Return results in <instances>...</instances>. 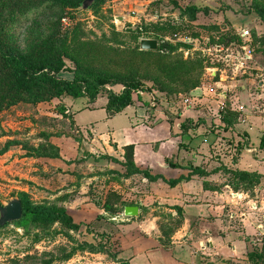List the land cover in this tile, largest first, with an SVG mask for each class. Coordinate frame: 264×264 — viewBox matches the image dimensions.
Returning <instances> with one entry per match:
<instances>
[{"label": "crops", "instance_id": "1", "mask_svg": "<svg viewBox=\"0 0 264 264\" xmlns=\"http://www.w3.org/2000/svg\"><path fill=\"white\" fill-rule=\"evenodd\" d=\"M222 16L236 36L247 26L250 34L261 35L264 48L260 27L264 22L254 13L230 11ZM242 17L247 21H240ZM254 54L264 60V54ZM253 64L250 68L256 69L248 67L232 76L216 66L208 73L205 66L198 85L172 101L158 91L162 95L158 104V95L138 90L132 103L114 114L104 110L103 102L106 115L100 127L92 121L81 127L85 131L74 118L97 97L93 101L70 97L73 101L68 102L67 96H61L70 116L68 124L77 134L47 133L46 141L57 148L58 157H27L37 163L26 175L30 188L41 199L63 207L73 222L89 223L94 232H103L109 251L128 264H252L246 252L250 242L264 233V62ZM147 94L151 96L145 105L139 100ZM163 97L167 106L162 105ZM227 110L235 116L230 125L222 120ZM122 112L123 119L115 120ZM184 119L192 126L186 131L181 126ZM103 135L104 146H114L118 154L96 150L95 138ZM125 144L133 147L135 166L159 178L149 181L132 174L114 180L109 171H124L120 162ZM195 167L203 173L190 174ZM222 167L255 172L259 182L250 191L234 190ZM176 178L180 179L175 184L166 183ZM108 189L119 193L123 202L114 215L101 209ZM126 205H136L137 214L125 216ZM171 206L180 208L181 222L164 246L158 223L164 214H175ZM85 240L92 241L91 235ZM183 246L188 248L189 260L179 251ZM111 262L119 264L112 258Z\"/></svg>", "mask_w": 264, "mask_h": 264}, {"label": "rangeland", "instance_id": "2", "mask_svg": "<svg viewBox=\"0 0 264 264\" xmlns=\"http://www.w3.org/2000/svg\"><path fill=\"white\" fill-rule=\"evenodd\" d=\"M250 3L251 0H109L99 5L97 9L89 7L73 9L54 5L29 13L14 25L7 27L5 32L10 35V41L23 54L36 50L44 38L55 29L67 35L74 32L76 38L82 41V45L79 49H71V53L80 59L83 67L108 73L124 72L131 68L143 77L145 87H153L151 78L156 72L157 65L162 60L168 61L170 56L172 59L179 56L182 59L198 57L201 63L210 64L213 60L202 54L204 40L209 39L208 42L212 43L221 33L226 31L231 33L232 28L222 15L226 12L230 14V11L234 14H242ZM188 4H193L200 9L195 13L193 20H188L187 14L182 12L183 7ZM203 8L206 10L203 11ZM4 13L0 17V23L3 21ZM239 19L246 22L248 17ZM167 23L171 24L173 29L159 33L156 39L157 44L162 41L172 44L180 41L189 44L190 47H179L173 52L160 51L158 58L154 52L147 55L148 57L139 58L135 54L138 40L153 38L155 28L160 25L166 26ZM214 26L216 29L212 28ZM260 27L264 33V24ZM246 28L248 31L251 29L248 26ZM130 29L139 31V38L136 41L131 38L133 32ZM64 62L68 70L58 72V76L70 78L69 70L73 69L74 64L67 58ZM263 62L261 56L254 54L250 65L254 63V66L257 64L260 66ZM136 63L140 64L138 68H135ZM251 66L248 70L256 69L250 68ZM173 86L180 88L182 84L176 82ZM120 88L121 85L117 84L101 87L96 95L95 103L76 113L74 119L80 126L79 129L82 126H88L92 121L97 122V126L94 127H100L106 115L101 105L106 101L107 92L119 91ZM150 91L152 95H158L157 100L158 97H162L154 88ZM177 94L170 93L167 96L168 100L172 101ZM150 96L147 94L144 100L139 101L147 105ZM66 98L68 102L73 101L68 96ZM162 100L164 103L162 105L167 106L165 97ZM157 103L160 104L159 100ZM63 105L59 97L33 105L18 102L0 110V130L2 131L0 146L6 140L17 142L9 147L8 150L11 149V152L0 158V203L15 196L18 191H24L26 187L33 201L45 200L41 199L40 194L33 191L28 184L26 175L29 169L37 166V163H32L26 153L31 152L30 147L39 144L47 145L45 135L48 132L52 134L60 131L66 134H77L68 124L70 116L66 114ZM122 113L116 116L115 120H122L124 117ZM81 130L85 131V129ZM95 145L98 152L109 151L118 154V149L114 146H104V135L101 138H95ZM132 183L138 186L137 181ZM160 210L164 212L163 209ZM52 227L61 231V234L35 241L33 233L37 230L27 220L20 224L9 222L0 226V264H115L111 262V257L106 253H90L86 246L77 247H80L85 239H90L89 233L86 234L84 231L85 228L70 230L57 223ZM91 237L92 242L97 243L98 240ZM71 249H74L72 256L63 260L62 255ZM187 249L183 246L179 251L189 260L190 253Z\"/></svg>", "mask_w": 264, "mask_h": 264}, {"label": "trees", "instance_id": "3", "mask_svg": "<svg viewBox=\"0 0 264 264\" xmlns=\"http://www.w3.org/2000/svg\"><path fill=\"white\" fill-rule=\"evenodd\" d=\"M82 0H0V17L2 13L4 16L0 23V110L8 108L9 106L18 103L36 104L42 101H52L58 99L61 96H69L71 98L86 97L88 101H93L96 95L100 91V88L104 85H121L119 91H108L106 94V101L103 104L104 110L108 114H114L121 111L125 106L132 103V94L138 90L150 91L151 88L159 92H163L166 95L170 93H186L190 89L194 88L199 83V77L201 70L205 66H216L221 68L220 62L210 61V64L206 65L201 63V59L186 58L182 59L181 56H170L168 61H160L157 65L156 72L151 78L152 86L145 87L143 84V77H141L136 70L129 69L124 72L108 73L103 70L94 68H85L80 59L75 57L71 53V49L81 48L82 41H79L74 32L59 33L58 29L53 30L47 35L41 44L33 52L27 54L21 53L16 45L10 41V35L5 32L7 27H10L17 23L20 19L27 16L29 13H33L37 10L59 5L65 8H77ZM109 0H92L89 8L97 9L99 5ZM200 9L193 4L185 5L182 9L183 13H186L188 20L195 18V13ZM203 11L206 9L203 8ZM254 13L256 18L264 22V0H251L249 7L242 14ZM216 29V27H212ZM167 29H173L172 25L167 23L155 28L153 39H157L159 33L167 31ZM133 34L131 38L137 40L139 38V31L130 29ZM135 32V33H134ZM195 35V34H194ZM251 45L253 51L256 53L264 54L262 36H257L253 31L250 34ZM218 42L223 45L231 43H240L241 40L232 31L223 32L219 35ZM181 48H189L190 45L184 42L169 43L162 41L157 44L156 49L153 50H141L138 45L135 50V54L141 57H148L147 55L154 52L158 58L160 51L166 50L167 52H173ZM138 48V49H137ZM169 55L168 53H166ZM161 56V55H160ZM162 57V56H161ZM202 57V56H201ZM204 57V56H203ZM67 58L73 62L74 67L70 69L71 77L63 78L58 76V72L62 70H68L65 66L64 59ZM205 58V57H204ZM140 64L136 63L135 68H138ZM195 73V75L193 74ZM176 82H180L182 86L176 88L173 85ZM65 110L64 106H62ZM225 111L222 116V120L225 125H230L234 120V114ZM65 117L64 114H62ZM182 131H186L191 128L190 121L184 119L182 121ZM0 133L2 131L0 130ZM56 135L57 133H53ZM48 137V134L45 135ZM263 142V138L260 143ZM16 141L6 140L2 146H0V154L6 152L10 146L16 144ZM132 145L125 144L122 146V161L120 164L123 167V172L118 173L116 171H109L114 174V180L118 181L119 178H127L132 174H140L149 181H153L159 178L156 175H150L147 170L139 169L135 166L132 159ZM30 153H26V156L32 157H58L57 148L47 142V145L39 144L29 148ZM171 167L174 165L169 163ZM222 170L227 173V184L234 190L242 188L243 190L250 191L251 188L259 182L260 175L255 172L228 169L222 167ZM201 171L198 168H192L190 174H199ZM203 173V172H201ZM189 176V175H188ZM180 178L167 180L168 185L175 184ZM15 196L18 197L21 203V216L16 221V224H20L24 220H27L29 224L36 229L33 233L34 240H42L52 238L57 234H61V231L54 229L53 224L57 223L60 226L70 230H81L89 233L93 238L97 239V243L92 241H84L80 244V247L86 246V249L90 253H106L115 262L119 264H128L126 261L116 259L106 247L104 240V233L94 232L88 224L75 223L72 218L65 212L64 208L49 202L47 200H41L39 202L33 201L27 191H18ZM120 204L121 197L119 193L114 190L108 189L104 194L101 209L107 215H114L121 210ZM175 214H164L162 221L158 223V228L162 236V244L168 246L169 236L179 226L181 222V211L178 206H171ZM100 216L96 215L95 219H99ZM65 235V234H64ZM69 237V235H67ZM264 233L258 237L257 241H251L250 247L246 252L247 260L252 264H264ZM74 252V249L69 250L62 255L63 260L69 259Z\"/></svg>", "mask_w": 264, "mask_h": 264}, {"label": "built area", "instance_id": "4", "mask_svg": "<svg viewBox=\"0 0 264 264\" xmlns=\"http://www.w3.org/2000/svg\"><path fill=\"white\" fill-rule=\"evenodd\" d=\"M237 36L240 38L241 42L237 44L231 43L228 45H223L217 40L209 43V39H205L204 45L201 49L204 56L222 63V72L228 74L229 76L236 73H245L249 67V63L253 59V47L251 45V38L248 29H240ZM213 69L214 66H207L206 68L208 73ZM186 101L187 100H184V102ZM257 227H260V225Z\"/></svg>", "mask_w": 264, "mask_h": 264}, {"label": "water", "instance_id": "5", "mask_svg": "<svg viewBox=\"0 0 264 264\" xmlns=\"http://www.w3.org/2000/svg\"><path fill=\"white\" fill-rule=\"evenodd\" d=\"M92 0H82L79 3V8H87ZM157 42L153 38H140L138 40V48L141 50H155ZM125 216H135L137 214L136 205H126L123 207ZM21 216V203L17 196H12L5 202L0 203V226L16 221Z\"/></svg>", "mask_w": 264, "mask_h": 264}]
</instances>
